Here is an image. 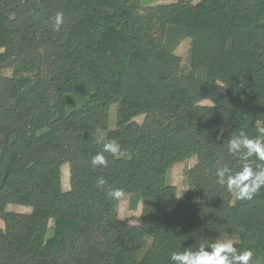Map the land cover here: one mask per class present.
<instances>
[{"label":"trees","instance_id":"16d2710c","mask_svg":"<svg viewBox=\"0 0 264 264\" xmlns=\"http://www.w3.org/2000/svg\"><path fill=\"white\" fill-rule=\"evenodd\" d=\"M140 1L0 0V264H173L222 235L264 264V188L236 200L215 176L241 165L229 135L264 126V0ZM111 140L124 155L94 167Z\"/></svg>","mask_w":264,"mask_h":264},{"label":"clouds","instance_id":"9594fccd","mask_svg":"<svg viewBox=\"0 0 264 264\" xmlns=\"http://www.w3.org/2000/svg\"><path fill=\"white\" fill-rule=\"evenodd\" d=\"M63 12H57L54 21V30L58 31L63 24ZM256 136H249L241 130L238 134L229 135L227 150L241 161L238 170H233L227 164L218 167L215 171L217 183L225 186L226 191L236 200H251L253 196L264 188V126L257 127ZM103 152L113 156H122L120 144L111 140L103 145V151L92 158V165L107 166ZM106 181L98 179V186ZM113 199H119L121 189L108 192ZM214 242L200 244L195 249L189 247L181 252H172L170 260L173 264H250L253 259L251 248H238L231 239L214 238Z\"/></svg>","mask_w":264,"mask_h":264},{"label":"rangeland","instance_id":"374dc122","mask_svg":"<svg viewBox=\"0 0 264 264\" xmlns=\"http://www.w3.org/2000/svg\"><path fill=\"white\" fill-rule=\"evenodd\" d=\"M200 0H195V2H199ZM141 5L143 7L147 6H154L158 4L165 3V0H141ZM189 50H190V40L184 41L181 46L179 47L177 54L182 58V61L184 64L187 63L188 57H189ZM219 88L221 90H224L222 85H219ZM204 104H211L209 101H205ZM143 118H138L137 121H142ZM117 125V105H112L110 109V128L114 129ZM197 159L196 157L188 159L184 162H181L179 164H176L170 171L169 179L170 181L177 187V195L174 202L171 203V207L173 208L175 206V203L177 200L183 195V193L186 191V184H185V173L188 169L192 168ZM63 184L64 188L67 190L70 186V174H69V166L65 165L63 167ZM133 195L125 194L122 196L121 204H120V220L123 223H129V224H138L141 221L142 216V203L138 205L137 210L131 209V202L133 200ZM8 211L10 212H30L31 208L25 207V206H18V205H9ZM3 225V222L0 220V226ZM52 225V224H51ZM223 240L231 239L232 242H235L237 240L234 236L229 235H222L220 237Z\"/></svg>","mask_w":264,"mask_h":264},{"label":"crops","instance_id":"0c3cea01","mask_svg":"<svg viewBox=\"0 0 264 264\" xmlns=\"http://www.w3.org/2000/svg\"><path fill=\"white\" fill-rule=\"evenodd\" d=\"M4 227V223H3V225L2 226H0V228H3Z\"/></svg>","mask_w":264,"mask_h":264}]
</instances>
